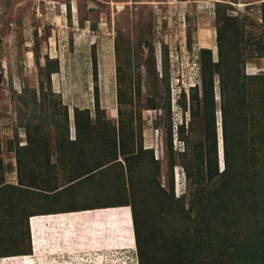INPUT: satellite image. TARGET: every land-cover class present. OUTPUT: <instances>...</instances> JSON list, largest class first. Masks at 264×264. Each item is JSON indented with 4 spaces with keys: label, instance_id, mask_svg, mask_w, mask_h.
<instances>
[{
    "label": "rangeland",
    "instance_id": "374dc122",
    "mask_svg": "<svg viewBox=\"0 0 264 264\" xmlns=\"http://www.w3.org/2000/svg\"><path fill=\"white\" fill-rule=\"evenodd\" d=\"M92 1L95 3L89 5V0H0V62L2 65L0 186L6 183L17 185L21 182L29 187L31 184V189L23 187L14 189L17 193V207L20 209L17 212L20 216L17 219L20 224L17 230L15 229L17 234H23L26 228L24 223L26 215L39 213L45 208L59 207L58 203L108 206L111 201L121 198L122 193L118 190L124 187L126 189L124 195L127 196L128 201L141 208L146 197L142 193L149 190L146 195L153 196L152 190H157L154 186L158 184L149 182L152 178L159 183L160 187L166 191L169 190L170 157L164 147L165 133L167 134L164 117L167 114L162 96L166 78L160 79L164 74L162 51L166 45L169 52V65L166 66V70L168 69L169 72L172 124L175 131L176 125L182 119V109L179 104L180 87L185 90L186 101L188 87L199 82V49L211 48L213 60L216 61L218 58L215 43L217 22L214 9L217 4L226 2L227 8L224 12L235 18L232 36L240 52H243V57H238L239 67L243 68L245 74H252L261 71L264 66V59L252 43L253 39L264 43V15L261 12L263 0ZM69 8L71 14H69ZM218 8L221 9L222 5ZM36 47L39 50L40 67L45 64L47 58H56L58 61V72L51 73L50 86L47 84L45 72L39 73V65L34 55ZM93 53L97 58V79L93 77L92 72L91 55ZM153 54H155L158 73L155 82L157 89L153 98L160 103V109H146L145 100L140 99L138 103L135 98H132L133 103L124 109L125 124L122 126L124 133L134 142L139 140L142 142V150L136 156L128 155L127 163L123 161L120 154H117L116 161L111 163V136L104 137V134L111 132L107 129L109 125L81 127L74 132L71 129L73 110L70 108L68 119L71 128L68 130L67 137L65 136L63 105H66L68 110V106L73 104L79 108L89 103L91 117L96 116L98 121H109L110 125L117 124V74L119 71L122 77V73H126L124 84H128L129 68L133 64L135 71L141 70V98L153 95L154 92L150 89H153L151 82L154 79L149 78L144 71L150 66L151 59L148 57L153 59ZM135 63L140 64L138 69ZM42 69L44 70L43 67ZM133 77L135 78L131 83L133 87H136L135 72ZM214 81L217 85V76H214ZM41 83L43 90L48 89L50 93L41 95L39 86ZM95 84L98 86L99 106L104 112L101 110L95 112L93 109ZM21 92L22 97H20L24 99L22 101L18 96ZM215 92L218 116L217 136L221 151L217 87ZM109 107L111 118L108 112ZM16 109L19 113H24L28 120L31 119L32 123L39 124L31 127V131L34 130L36 134L37 142L25 144V130L17 127ZM155 120H160L158 127H154ZM193 123L196 131L197 124L195 121ZM92 127L97 128L91 130ZM86 128L90 130V133L81 132ZM192 134L194 137L198 136L195 133ZM74 136L76 140L71 141L70 139ZM173 137L175 139V132ZM9 141L12 143L11 148H9ZM173 145L174 148L180 147L179 150H182V144H179L178 140H174ZM173 154L178 162V154L176 152ZM220 158L219 169L223 167L222 151ZM156 165L159 167V174L156 173ZM247 176L242 179L244 183H249V179L251 181L254 177L253 174ZM74 177L81 179L72 185L69 192H66L68 196L65 199L62 197L63 200H61L62 195L54 196L56 192L51 193L68 184ZM173 178L174 196L184 191L187 206L189 196H187L186 182L179 165L175 164L173 168ZM211 182L212 180L206 183L205 189L210 187L207 190V196L213 199L217 184L214 181ZM251 185H253V191L257 192L255 197L247 192L242 197L236 198L235 205H232L231 209L215 208L217 213L219 211L216 215V223L220 222L216 226L222 231L221 235L224 234L226 242L232 246L235 243L256 238L260 230L264 232V218L259 222L258 217H261L259 216L261 214L255 211V203L263 199L264 184L262 180H253ZM79 191H83L84 195L75 198L77 195L73 194ZM149 192L152 193L148 194ZM70 195H73V198H70ZM27 203L31 206L26 207ZM62 215L63 218L58 217L57 214L46 217L51 222H78V232L75 236L87 242L91 240L93 246L100 248V250L95 248L98 251H94L95 254L88 264H121L123 262L138 264V248L137 243H134L135 235L129 206L84 209L79 211V214L70 211ZM8 216L6 212L2 213L0 210L1 238L9 234L4 223ZM41 221H43L41 215L31 217L32 228H36ZM206 221L209 226L213 224L211 218ZM142 236L144 235L141 234ZM5 242L3 244L8 246L14 243L20 246L24 243L20 239L16 242L9 240ZM109 245L111 248L108 251L101 250L103 249L101 246L108 249ZM146 245L147 242L143 238L140 246L145 249ZM18 258L24 259L21 261H26L25 264L30 262L26 255L4 260L14 262Z\"/></svg>",
    "mask_w": 264,
    "mask_h": 264
},
{
    "label": "trees",
    "instance_id": "16d2710c",
    "mask_svg": "<svg viewBox=\"0 0 264 264\" xmlns=\"http://www.w3.org/2000/svg\"><path fill=\"white\" fill-rule=\"evenodd\" d=\"M221 3L214 8L217 22L215 43L218 58L216 61L213 60L211 48L201 47L199 49V82L188 87V99L186 101L185 90L180 87L179 104L182 109V119L176 125L175 131L172 124L169 72L168 69L166 70V66L169 65V52L166 45L162 51L164 74L162 73L163 76L160 79L166 78L162 96L167 114L164 117L167 124L164 147L170 157L169 190L166 191L160 187L159 183L152 178L149 182H156L158 185H155L154 188L157 190H152L153 196L146 195L149 190L142 193L146 197L141 208L128 201L127 196L124 195L126 193L124 187L120 191L118 190L122 193L121 198L111 201V206H129L130 208L135 235L134 242L137 243L138 248V264H264L263 231L260 230L256 238H251L250 241L235 243L232 246L226 242L224 234L221 235L222 231L216 226L220 224L219 221V223H216V215L219 213V211L217 213V209H231L232 205H235L236 198L242 197L247 192L255 197L257 192L253 191L251 181L262 180L264 184V66L261 71L252 74H245L243 68L239 67L237 62H240V59L238 57H243V52H240L232 36V33H234V30H232L233 24L236 21L234 17L224 12L227 8L226 2ZM261 4V12L264 15V0ZM220 5H222L221 9L218 8ZM69 14H71L70 8ZM253 40L252 43L255 44V49L264 59V43L258 42L257 39ZM117 50L119 49L117 48ZM38 52L39 50L36 47L34 55L36 63L39 65V73L45 72L47 84L50 86V75L53 72H58V61L56 58L45 59V64L42 66L43 70L38 62ZM154 55L153 59L148 57V59H151L149 61L150 66L144 70L149 78L154 79L151 82L153 89H150L151 92H154L153 95L141 98V70L135 71V68L133 69L134 64L129 68L128 84H124L126 73L123 72L121 77L118 71L116 78L118 126L112 123L110 125L109 121H107L109 123L98 121L96 116L91 117V111L88 108L73 107V126L76 129L95 125L97 127L110 126L107 128L111 131L110 134H104V137L111 136V163L116 161L117 154H120L123 161L128 163V155L131 157L136 156L142 150L141 140L134 142L131 137L124 133L122 127L125 124L123 121L124 109L133 103L134 99L132 100V98L137 99L138 103L140 99L145 100L144 107L146 109H160L161 107L160 103L153 98L157 89L155 82L158 74ZM91 59L93 77L97 79L95 53L91 55ZM135 65L138 69L140 64L135 63ZM134 72L137 79L136 87H133L131 83L135 78L133 77ZM214 76H217V85ZM39 86L41 95L50 93L48 89L43 90L42 83ZM216 87L218 88L219 97L223 159V167L220 169L221 151L219 149V137L217 136ZM18 96L21 98L22 92L18 93ZM22 100L24 99L21 98ZM63 106L65 136L67 137L69 128L68 110L66 105ZM93 109L95 112L100 110L104 112L99 106L97 84L93 86ZM24 115L16 109L17 127L24 128L25 144L28 145V143L38 140L34 130L31 131V127L34 125L36 127L39 124L32 123L31 119L28 120ZM194 121L197 124L196 131ZM159 122L160 120H155L154 127H158ZM174 132L175 139L173 137ZM192 133L198 136L194 137ZM193 139L194 141H192ZM174 140H178V143L182 144V150H179L180 147L178 149L174 148ZM11 145L12 143L9 141V148H11ZM147 148L151 149V147ZM175 152L179 156L178 162L174 158L173 153ZM17 158L20 159V157ZM17 161L20 162V160ZM175 164L181 167L186 182L187 196H189L187 206L184 200L186 195L184 191L178 196H174L173 168ZM158 168L156 165L157 174H159ZM251 174L254 175L253 179L251 181L249 179V183H244L242 179ZM77 177L71 178L69 182L77 179ZM211 180V183L214 181L217 184L213 199L207 196V190L210 187L205 189L207 187L206 183ZM21 184V182L17 185L6 183L0 186V210H2V213L6 212L9 215L4 221L9 234L0 237L2 239L0 241V257L31 253L27 225L28 215L24 218L26 228L23 230V234L16 233L20 224L19 220L17 221L20 217L17 212L20 209L17 207V193L14 189L19 188ZM192 187L193 189H191ZM157 191L158 194H156ZM255 204V211H259L261 214L259 215L261 217H258L260 222L264 218V195L263 199ZM215 208L217 209L215 210ZM209 218L213 220V224L211 223L210 226L206 221ZM151 219L152 221H150ZM141 234L144 236L141 237ZM143 238L147 242L146 250L140 246ZM18 239L21 242L26 241L20 246L15 243L10 246L3 244L7 240L16 242ZM145 251L146 256L144 257Z\"/></svg>",
    "mask_w": 264,
    "mask_h": 264
},
{
    "label": "crops",
    "instance_id": "0c3cea01",
    "mask_svg": "<svg viewBox=\"0 0 264 264\" xmlns=\"http://www.w3.org/2000/svg\"><path fill=\"white\" fill-rule=\"evenodd\" d=\"M76 104H73L71 106H68V112H69V108L73 110V107H75ZM79 108H88L91 110V105L88 103L87 105H83ZM71 112V111H70ZM69 112V113H70ZM108 112L110 114V118H111V108L109 107ZM71 126H69L68 130H70ZM97 127H92L91 130L95 129ZM74 130V132H76L78 129H76L74 126L71 128ZM96 130V129H95ZM81 132H87L90 133L89 129H85ZM71 141H75L76 137L74 136L73 138L70 139ZM94 151V150H93ZM87 176V175H86ZM85 177V176H84ZM83 178V177H82ZM81 179V178H77L73 181H71L70 183L68 182V184L64 185L61 188H57L55 190H53L54 193L56 192V194H54V196L58 195L61 196V200L62 197L65 199L67 195L66 192H69V189H71L72 185L77 183V181ZM31 183V182H29ZM20 187L23 188H29L31 189V184H29V187H27L26 185L22 184V186L20 185ZM82 192V193H81ZM87 194V193H85ZM73 195H77L75 198H77L78 196H82L84 195L83 191H79V192H75ZM73 195H70V198H73ZM61 203V201H60ZM87 202H85L86 204ZM81 204L84 203H76V204H59V207L50 209V208H45L44 210H42L39 213H31L28 216V220H27V225H28V236H29V242H30V246H31V253L30 254H21V255H15V256H23L26 255L29 257L30 262L26 263V264H57V263H70V264H88V262H91L90 258L92 256H94V251H98L95 250V248L99 249L100 248L98 246H93L92 245V241L89 240L88 242L83 240V238H77L76 232H78V222H74V223H62V222H51L50 219L46 216L48 215H53V214H57L58 217L63 218V213L66 212H73L74 213H78L79 211L82 210H90V209H100V208H104V207H109L111 206V204H109L108 206H81ZM31 206L29 203L26 204V207ZM88 212V211H87ZM37 216V215H41L43 216V221H41V223H39L37 225L36 228H32L31 225V217L33 216ZM76 218V217H75ZM61 220V219H59ZM132 221V220H131ZM35 237L37 239H35ZM135 243V242H134ZM97 245V244H94ZM108 246V244L106 245ZM103 247L104 252L108 251L111 246L109 245V248L106 249ZM15 256H5V257H0V264H11V263H24L26 261H21L24 259L18 258L16 259V261L12 262V260H4L5 258H11V257H15ZM20 260V261H18ZM18 261V262H17ZM19 263V264H20Z\"/></svg>",
    "mask_w": 264,
    "mask_h": 264
},
{
    "label": "water",
    "instance_id": "95a60500",
    "mask_svg": "<svg viewBox=\"0 0 264 264\" xmlns=\"http://www.w3.org/2000/svg\"><path fill=\"white\" fill-rule=\"evenodd\" d=\"M95 2L92 1V0H89L88 4H94ZM1 74H2V65H1V62H0V77H1Z\"/></svg>",
    "mask_w": 264,
    "mask_h": 264
},
{
    "label": "clouds",
    "instance_id": "9594fccd",
    "mask_svg": "<svg viewBox=\"0 0 264 264\" xmlns=\"http://www.w3.org/2000/svg\"><path fill=\"white\" fill-rule=\"evenodd\" d=\"M121 264H125V263L123 262V263H121Z\"/></svg>",
    "mask_w": 264,
    "mask_h": 264
}]
</instances>
